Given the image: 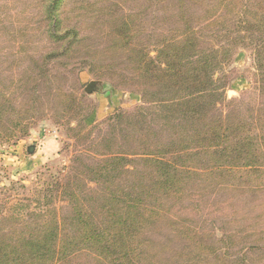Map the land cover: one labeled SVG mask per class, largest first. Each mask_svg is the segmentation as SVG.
Wrapping results in <instances>:
<instances>
[{
    "label": "trees",
    "instance_id": "trees-1",
    "mask_svg": "<svg viewBox=\"0 0 264 264\" xmlns=\"http://www.w3.org/2000/svg\"><path fill=\"white\" fill-rule=\"evenodd\" d=\"M41 1L48 40L66 44L41 57L46 63L83 43L78 26L64 28L66 12L95 19L106 3L74 0L66 11L68 0ZM180 1L167 34L146 36L138 13L111 19L106 31L113 41L109 51L122 52L142 94L156 90L158 99L143 103L157 107L163 132L149 127L145 107L117 113L95 158L76 157L32 198L0 211V264H160V256L163 264H245L234 252L258 233L217 235L185 218L177 205L193 192L264 193V103L246 116L211 115L225 99L219 74L233 49L216 47L213 34L203 35L207 29L226 35L232 46L249 43L264 96V0ZM197 5L203 6L200 14ZM145 40H156L155 56ZM17 88L0 79V139L25 134L32 124L17 110ZM163 229L177 242L175 250L155 239Z\"/></svg>",
    "mask_w": 264,
    "mask_h": 264
},
{
    "label": "rangeland",
    "instance_id": "rangeland-1",
    "mask_svg": "<svg viewBox=\"0 0 264 264\" xmlns=\"http://www.w3.org/2000/svg\"><path fill=\"white\" fill-rule=\"evenodd\" d=\"M40 1L0 0V79L7 86L11 82L17 85L18 88L12 91L13 99L17 100V110L33 119L25 134L10 140L0 139V211H10L25 198H32L36 188L71 167L76 157L95 158L101 140L107 138L117 124V113H133L145 107L149 111V127L163 132V118L159 117L157 107L143 103L144 99H158L156 90L148 89L142 94L129 73V62L122 52L109 51L113 41L106 31L111 19L117 22L121 16L127 18L138 13L146 36L167 34L175 27L172 15L177 13L179 6H183L182 2L88 0L106 1L99 5L105 10L96 14L95 19L66 12L64 28L78 26L83 43L73 47L68 55L54 57L46 63L41 57L62 52L66 44L60 46L48 40ZM73 1H66V11L73 8ZM190 3L193 4L192 1ZM195 7L194 11L200 14L202 8L199 7L203 6ZM112 12H118V15L109 17ZM78 15L81 18H76ZM193 21L195 25L199 23L195 19ZM212 34L216 47L233 50L223 74H219V77H225V99L211 115L246 116L264 103L257 84L254 51L249 43L234 42L235 46H232L228 44L226 35L207 29L203 31L205 37ZM154 41L151 45L144 41L146 47L152 48V56L156 51ZM92 82L97 84L87 93ZM85 117L87 119L83 121ZM31 147H34V152H30ZM190 195L177 205L185 218L206 231H217V235L258 233L259 237L246 244L239 242L234 254L244 255L245 264H264V193L239 196L224 191L214 196L198 192ZM58 209L62 213L65 210L63 204H59ZM154 237L172 250L178 247L164 229ZM250 246L258 249L248 250ZM160 260L163 264V256Z\"/></svg>",
    "mask_w": 264,
    "mask_h": 264
},
{
    "label": "water",
    "instance_id": "water-1",
    "mask_svg": "<svg viewBox=\"0 0 264 264\" xmlns=\"http://www.w3.org/2000/svg\"><path fill=\"white\" fill-rule=\"evenodd\" d=\"M96 82H92L91 84H90V86L87 88V93H90L93 89H94V87L96 86ZM34 147H31L30 148V152H34Z\"/></svg>",
    "mask_w": 264,
    "mask_h": 264
}]
</instances>
